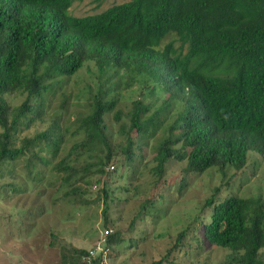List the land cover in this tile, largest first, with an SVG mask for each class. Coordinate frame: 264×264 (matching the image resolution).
<instances>
[{
	"label": "trees",
	"instance_id": "16d2710c",
	"mask_svg": "<svg viewBox=\"0 0 264 264\" xmlns=\"http://www.w3.org/2000/svg\"><path fill=\"white\" fill-rule=\"evenodd\" d=\"M76 1L83 0H0V180L22 160L27 170L49 166L43 154L57 160L72 143L53 170L67 184L84 173L82 181L93 186L95 178L96 187L117 167H132L137 152L146 161L141 151L148 147L152 189L134 226L177 179L182 192L185 175L218 169L225 178L227 169H245L252 153L264 163V0H131L81 18L70 14ZM88 64L97 72L95 90L74 92L72 81ZM120 86L147 91L132 102L128 123ZM20 97L19 104L10 100ZM109 118L123 136L117 155ZM38 123L48 128L25 136ZM170 162L186 163L180 177L166 176ZM102 192L103 229L114 230L118 221ZM218 193L201 207L195 229L230 252L225 264H264V200H219ZM190 227L153 264L181 250ZM122 242L114 230L109 261ZM59 250L60 264H102L101 257L84 260L89 250L65 244Z\"/></svg>",
	"mask_w": 264,
	"mask_h": 264
},
{
	"label": "rangeland",
	"instance_id": "374dc122",
	"mask_svg": "<svg viewBox=\"0 0 264 264\" xmlns=\"http://www.w3.org/2000/svg\"><path fill=\"white\" fill-rule=\"evenodd\" d=\"M129 1H76L70 14L79 18L92 16ZM96 76L94 65L88 64L73 79L71 89L74 92L82 90V94H86L87 90L94 91ZM113 81L119 83V78ZM121 87L120 108L124 112L122 123H128L127 115L132 102L144 100L147 91L138 86L130 89ZM10 100L19 104L23 98ZM162 103L163 98L156 100V108ZM107 123L112 134L110 141L114 153H122L124 142L119 124L110 118ZM46 128L48 123H38L25 136L32 137ZM157 141L151 147L156 146ZM71 145L63 147L57 160L51 159L50 154H43L51 161L49 166L37 164L36 169L27 170L26 162L22 160L10 170L3 171L0 180V186L3 187L0 196V264H60L59 248L63 244L84 250L93 248L105 231L102 216L103 189L109 193L112 219L118 221L111 226L115 231L122 232L123 239L122 244L113 247L109 264H153L160 261L178 233L190 226L182 249L174 252L164 264H225L230 252L211 246L200 230L195 229L201 207L217 189L219 200L230 196L264 200V163L259 155L252 153L245 169L239 172L227 169L225 178L218 169H212L204 175H185L188 185L182 187V192V184L177 179L174 185L161 191L164 199H156L155 207L148 208L150 216L145 221L139 219L132 226L141 204L150 196L152 189L153 180L147 171L152 168L151 149L143 146L141 156H145L146 161L141 164L140 153L137 152L132 167L127 166L122 170L117 167V172L110 174L105 179L106 183L96 188L95 178L90 180L93 186L82 181L84 173L76 175L67 184L62 181V173L53 170ZM145 163L151 164L150 167L144 166ZM185 167L186 163L170 162L166 176L180 177ZM131 171L138 173L129 179ZM74 187L81 189L80 192H73ZM127 187L130 194L125 191ZM262 258L264 261V251Z\"/></svg>",
	"mask_w": 264,
	"mask_h": 264
},
{
	"label": "built area",
	"instance_id": "2783aa9c",
	"mask_svg": "<svg viewBox=\"0 0 264 264\" xmlns=\"http://www.w3.org/2000/svg\"><path fill=\"white\" fill-rule=\"evenodd\" d=\"M114 167L110 166L107 171H113ZM114 234V230L112 228H108L101 235L98 243L88 252V256L84 258V260L90 261L93 258L101 257L102 264H109V254L111 249L108 244L109 237Z\"/></svg>",
	"mask_w": 264,
	"mask_h": 264
}]
</instances>
